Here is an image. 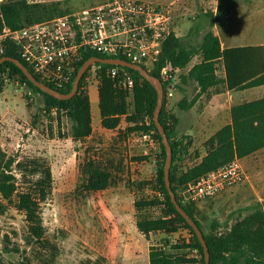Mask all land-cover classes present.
<instances>
[{
  "label": "rangeland",
  "instance_id": "1",
  "mask_svg": "<svg viewBox=\"0 0 264 264\" xmlns=\"http://www.w3.org/2000/svg\"><path fill=\"white\" fill-rule=\"evenodd\" d=\"M26 1H59L61 7L66 6L75 11L102 0ZM142 1L171 4L175 35L180 34L193 46L199 43L202 33L207 29L219 33L223 46L264 44V0H234L228 5L224 18L215 23L216 28L206 26L208 19L203 16L204 10L214 13L216 0ZM1 24L5 25L2 21ZM196 26L205 28L202 33L194 34L190 30ZM151 68L148 66L146 69L149 71ZM133 88L124 90L127 92L129 112L133 109ZM187 88L189 96L196 91L193 83L188 84ZM82 89L87 91L84 84ZM89 94L94 101L96 89L91 87ZM175 101L176 98L170 101L169 108L172 107L171 111L176 109L180 114ZM70 125L65 111L56 106L47 107L41 94L33 92L17 80L4 82L0 93V169L14 177L16 189L12 202L22 192H34L36 180L41 177V164L50 169L51 186L45 199L39 201L43 226L39 240L29 233L23 213L0 194V264H117L132 256L137 259V263L129 264H148L150 246L162 245H165L166 252L188 260L174 264H200V255L195 249L171 248V245L190 243V237L179 232L186 228H179V231L167 234V237L156 231L148 236L138 235L131 248L128 245L123 247L124 241L117 243L115 241L118 237H113L110 239L115 245L109 246L106 236L108 223L115 222L118 226L120 217L125 216L132 224L135 219L134 200L157 199L153 166L160 160V149L154 159L149 158L152 155L144 153L147 143L139 139V133L131 136L125 131L123 117L114 130L94 122L90 136L79 141L72 140ZM182 125H179V135H188L183 133ZM201 139L196 143L192 140V149L187 151L180 163L182 169L197 163L200 155L206 152V141ZM89 160L109 173L110 183L106 188L98 191L82 190V169ZM240 164L253 181V187L248 183L241 186L237 184L204 199L213 202L206 208L207 211L201 212V217L196 215L205 233L212 232L216 237L224 235L232 224L251 211L249 207L253 204H248L252 203L248 196L253 199L264 197L261 179L264 176V156L260 166L252 164L248 159H242ZM229 197L231 199L224 204ZM158 202L143 207L142 215L159 218L166 205L162 198Z\"/></svg>",
  "mask_w": 264,
  "mask_h": 264
},
{
  "label": "trees",
  "instance_id": "2",
  "mask_svg": "<svg viewBox=\"0 0 264 264\" xmlns=\"http://www.w3.org/2000/svg\"><path fill=\"white\" fill-rule=\"evenodd\" d=\"M230 1L232 0H217L214 13L212 11L203 12V16L208 19L206 26L211 28L216 22H220L224 18L228 11L227 3ZM70 12H72L71 9L66 6L61 7L59 1L29 3L26 0H4L0 3V27L3 26L1 21L7 27L16 29ZM204 28L205 26H196L190 31L198 34L200 30L203 32ZM195 55L199 56V61L194 63L186 74L180 75V82L186 84L192 81L199 88L200 93L220 84H224L228 90H242L264 84V46L247 45L222 48L219 37L211 29L203 32L196 46L186 42L182 37L176 36L174 31L171 30L162 44L158 62L152 66L149 73L161 80L160 70L166 62H170L174 67L185 68ZM3 56L18 59L36 79L44 82L20 57L13 42L5 41V50L0 57ZM93 56L107 58L94 51L86 52L77 64L70 82L57 90L68 93L71 90L78 69L87 59ZM97 65L100 66L98 71V106L102 127L114 129L120 124L121 118L124 117L128 124L125 128L127 133H142L152 130L154 132L153 137L157 140L160 149V160L158 159L154 166L153 184L154 191L161 194L166 208L159 218H149L142 215L141 209L151 204H158L160 198L155 196L157 199L142 200V198H138L134 200L136 227L145 236L154 231H163L169 234L176 232L179 228H186L191 235L190 243L183 246L179 244L171 245V248L186 247L195 249L200 255V264H204L203 248L193 229L171 203L163 181L165 149L153 121V111L157 102L156 90L137 71L125 67L135 79L132 93L133 109L129 112L126 103L127 92L115 87L113 81L107 75V70L112 65L102 63H97ZM220 66L224 73L223 77L217 75ZM85 74L86 72L78 84L75 95L69 99L60 100L41 91L31 83L14 63L5 61L0 65V93L6 80H17L21 84L25 83L30 90L44 97L47 107L56 106L65 111L71 122V138L74 141H79L90 136L92 132L89 96L87 91L82 89ZM44 83L53 88L52 84ZM194 101V98L189 101L182 99L178 102V106L181 109H189ZM159 121L164 127L172 150L169 178L172 190L179 203V192L188 183L230 162L234 157L239 159L264 148V97L233 105L231 107V123L221 127L206 140L205 154L201 156L197 163L184 169L181 168L180 163L189 150L191 141L188 135H179L177 118L168 111L165 99H163ZM39 166L41 167V177L36 180L34 192H22L17 195L14 202H12L16 189L14 177L12 174L0 169L1 196L9 203H13L14 207L23 213L29 233L37 240L43 234L39 201L45 199L51 186L49 167L42 164ZM82 176L81 188L84 191L102 190L110 183V175L106 169L92 160L87 161L83 166ZM180 205L203 233L208 246L209 264H264V204L251 207V211L246 216L238 219L224 235L218 237L214 236L212 232L205 233L203 231L200 222L194 215V203H180ZM165 250V245L150 246L149 264H174L179 261H188Z\"/></svg>",
  "mask_w": 264,
  "mask_h": 264
},
{
  "label": "built area",
  "instance_id": "3",
  "mask_svg": "<svg viewBox=\"0 0 264 264\" xmlns=\"http://www.w3.org/2000/svg\"><path fill=\"white\" fill-rule=\"evenodd\" d=\"M171 4L162 5L142 0H102L94 5L65 15L42 20L21 28H0V55L5 41L13 42L20 57L44 82L54 89L66 86L77 64L89 51L107 58H120L145 68L158 62L162 44L172 30ZM120 56V57H116ZM100 66L94 63L83 79L88 89L99 85ZM183 68L166 62L160 70L166 107L176 91ZM107 75L114 86L131 90L135 79L125 67L112 65ZM24 86L25 83H23ZM141 140L158 145L153 131L143 132ZM245 180L238 158L188 183L180 192L182 204L197 203ZM160 199L159 192L155 193Z\"/></svg>",
  "mask_w": 264,
  "mask_h": 264
},
{
  "label": "crops",
  "instance_id": "4",
  "mask_svg": "<svg viewBox=\"0 0 264 264\" xmlns=\"http://www.w3.org/2000/svg\"><path fill=\"white\" fill-rule=\"evenodd\" d=\"M233 1L234 0L227 3V9H228V5L231 4ZM216 3H217V0H216ZM173 20H174V16H173ZM173 25H174V22L172 23L171 27H172V30L175 32L176 27ZM175 25H177V22L175 23ZM212 28H216V25L214 24ZM200 32H201V30H200ZM213 33L215 35H217L220 39V35L218 32L213 31ZM176 36L180 37V34L176 33ZM220 42H221V39H220ZM221 45H222V48L231 47V46H223L222 42H221ZM247 45H250V44H239V45H235V46H247ZM259 45L264 46L263 43L254 44V45H250V46H259ZM193 58L195 60H193V61L191 60L189 62V64L185 68H183L182 74H186L187 71L190 69V67L194 63L199 61L198 55H195ZM219 68L220 69L217 71V75L219 77H223V75H224L223 70H222L221 66ZM190 83H193V82L189 81L186 84L181 83L180 82V76H179L178 82L176 84V91L174 93V96L171 99V100H173L176 98L175 107H177L181 113L178 114L176 109L171 111L172 107L167 108L168 111L177 118L178 131L180 130L179 125L181 123H183V125H182L183 126L182 128L184 130L183 133L188 134L189 139L191 141L189 149L190 148L192 149L194 143H196V141L200 137L202 138L201 139L202 141H206L214 133H216L221 127H223L226 124H230L231 123V107L233 105L249 102V101L260 99V98L264 97V84L259 85V86H255V87L242 89V90H228V89H226L224 84H220L219 86H217L215 88H210L207 91L200 93L199 88L196 86L195 83H193V85L195 86L196 91L192 96H189L190 91H189V88H187V86ZM94 89H96V98L94 101L91 99L90 94H89L90 88L87 89V93L89 96V103H90L92 129H93V123L94 122L96 124H101V117H100V111H99V106H98V103H99L98 89L97 88H94ZM193 98L195 99V101L189 109L179 108L178 102L180 100L185 99V100L189 101ZM180 116H182V117H180ZM121 120H122V118H121ZM182 120H185V121L183 122ZM124 121H125V119H124ZM125 123H126V126H125V128H126L128 126V124L126 121H125ZM118 126L116 128H118ZM215 126H218V127L216 128ZM116 128H114V129H116ZM114 129H108V130H114ZM134 134H136V133L135 132L130 133L131 136H134ZM140 135H141V133H139V139H141ZM192 140H194L195 142L193 143ZM145 147L146 148L144 150V153L145 154H151L152 156L149 158L154 159L155 156L157 155L156 153L159 151L158 150L159 146L156 144L155 145H149L147 143L145 145ZM147 150H148V153H147ZM263 151H264V148L259 149V150L255 151L249 155H246L242 158H239L238 160L241 162L242 159H248L252 164L260 166V162H263V156H264ZM203 155H200V156H203ZM153 170H154V166H153ZM244 171H245V180L242 183H240L238 186H241L245 183H248V185L250 187H253V181L251 180V178L249 177V175L245 169H244ZM261 179H262V182L264 185V176ZM248 198H250V200L252 201V203H248V204H253L251 207H253L257 204H264V197L263 198L259 197V198L253 199V197L248 196ZM230 199H231L230 197L228 199H226L224 201V204L227 203V201H229ZM214 202L216 203V201H214ZM211 203H213V202L204 201V200H202L196 204L194 203V206H193L194 210H195L194 215H195V218L199 222H200V220L198 219V217L196 215L201 217V215H202L201 212L207 211L206 208L209 207V205H211ZM133 206H134V202H133ZM251 207H249V210ZM135 213H136V210H135ZM135 213H134V216H135ZM123 221H124V223H122ZM218 221H221V220L219 219ZM108 224H109L108 228H107L108 234L106 236L109 239V246H114L115 242L118 243L119 241L120 242L124 241V244L122 243V246L126 247L128 245V247L131 248L132 245H134L135 238H137L138 235L145 236L136 227V217L133 220L132 224L129 222V218L125 217V216L120 217V221H119L118 226H116L115 222L108 223ZM202 229H203V227H202ZM179 230H177V231H179ZM156 232H162V234H164L167 237V233H165L163 231H156ZM179 232L183 233V236L184 235L188 236V238L191 236L188 234L189 232L187 229H182V231H179ZM169 234L170 235L175 234V232L169 233ZM176 234H178V232ZM113 237H118V240L115 242H112L110 238H113ZM121 238H122V240H120ZM123 238H124V240H123ZM149 245H150V243H149ZM132 257L133 258L124 260L125 262H121V263H117V264H127L128 262L129 263H137V259L134 256H132Z\"/></svg>",
  "mask_w": 264,
  "mask_h": 264
},
{
  "label": "water",
  "instance_id": "5",
  "mask_svg": "<svg viewBox=\"0 0 264 264\" xmlns=\"http://www.w3.org/2000/svg\"><path fill=\"white\" fill-rule=\"evenodd\" d=\"M5 61H10L14 63L23 72V74L31 81V83H33V85L39 88L41 91L60 100H66L75 95L81 78L83 77L86 70L94 63L119 65L122 67L130 68L137 71L145 80H147L157 92V102L153 111V121L155 123V126L157 127V130L161 137V142L165 149V159L163 165V181L165 187L169 194L170 201L174 205L176 211L185 219L187 224L193 229L198 241L200 242L203 248L204 264H209L208 246L204 239L203 233L199 228V226L196 224V222L189 216V214L182 208L180 203L177 201L175 193L171 187L169 175H170V167L172 164V150L169 144V140L166 136L164 127L159 121V114L163 104V85L158 77H155L152 74H150L145 67L138 64L130 63L120 58H101L98 56H93L87 59L78 69L75 78L73 80L71 90L68 93H62L48 86L44 82H41L38 79H36V77H34L33 74L26 68V66H24L18 59L7 56L0 57V65Z\"/></svg>",
  "mask_w": 264,
  "mask_h": 264
}]
</instances>
